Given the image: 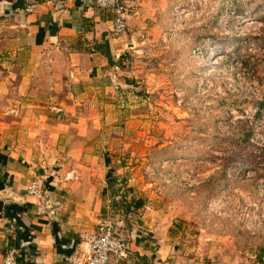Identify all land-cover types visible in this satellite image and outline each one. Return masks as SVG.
I'll use <instances>...</instances> for the list:
<instances>
[{"label": "rangeland", "instance_id": "374dc122", "mask_svg": "<svg viewBox=\"0 0 264 264\" xmlns=\"http://www.w3.org/2000/svg\"><path fill=\"white\" fill-rule=\"evenodd\" d=\"M122 34L81 102L89 221L124 223L135 197L138 264H264V0H145Z\"/></svg>", "mask_w": 264, "mask_h": 264}, {"label": "crops", "instance_id": "0c3cea01", "mask_svg": "<svg viewBox=\"0 0 264 264\" xmlns=\"http://www.w3.org/2000/svg\"><path fill=\"white\" fill-rule=\"evenodd\" d=\"M93 1L0 0V264L9 249L20 264H65L97 228L88 217L98 196L86 174L100 127L93 106L81 102L127 50L128 36L114 33L110 13ZM125 1L128 25L138 23L145 0ZM31 4L32 13H17ZM79 82L82 90H72ZM34 180L53 206L48 214H38L42 199L27 192ZM135 218L114 220L129 254L112 264H138Z\"/></svg>", "mask_w": 264, "mask_h": 264}, {"label": "built area", "instance_id": "2783aa9c", "mask_svg": "<svg viewBox=\"0 0 264 264\" xmlns=\"http://www.w3.org/2000/svg\"><path fill=\"white\" fill-rule=\"evenodd\" d=\"M94 5L99 9L110 13L112 17V31L118 35L128 30L129 6L125 0H94ZM37 4L27 5L17 9L19 14L32 13ZM27 192L39 199L41 203L37 207L40 215L49 213L48 202H45L44 190L38 180L32 181ZM51 212V210H50ZM138 214V207L131 205L126 218L133 220ZM114 219L109 216L102 217L96 230L85 238V246L79 253L71 255L65 264H112L128 257V244L115 230ZM2 264H20L15 249H9L4 253Z\"/></svg>", "mask_w": 264, "mask_h": 264}, {"label": "trees", "instance_id": "16d2710c", "mask_svg": "<svg viewBox=\"0 0 264 264\" xmlns=\"http://www.w3.org/2000/svg\"><path fill=\"white\" fill-rule=\"evenodd\" d=\"M252 132H253V131L250 129L249 132H248L247 135H246V138H247V139H249V137L251 136ZM110 181L112 182V181H114V179H109V182H110ZM131 205H135V206L138 207V205H140V202H138V203H137L136 201L131 202V203L127 206V207H128L127 212H128V210H129V208H130ZM145 258H146L145 256H141V257H140V260L143 261V260H145Z\"/></svg>", "mask_w": 264, "mask_h": 264}, {"label": "water", "instance_id": "95a60500", "mask_svg": "<svg viewBox=\"0 0 264 264\" xmlns=\"http://www.w3.org/2000/svg\"><path fill=\"white\" fill-rule=\"evenodd\" d=\"M111 174H112V173H109V175H108L109 178H110ZM52 207H53V206L49 204L48 208H49V209H52Z\"/></svg>", "mask_w": 264, "mask_h": 264}]
</instances>
